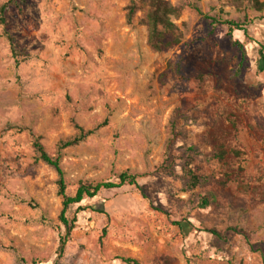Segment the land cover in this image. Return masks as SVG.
Listing matches in <instances>:
<instances>
[{"label":"rangeland","instance_id":"rangeland-1","mask_svg":"<svg viewBox=\"0 0 264 264\" xmlns=\"http://www.w3.org/2000/svg\"><path fill=\"white\" fill-rule=\"evenodd\" d=\"M169 1L182 38L161 51L147 8L128 23L130 0H24L0 17V264H264V8ZM76 122L95 132L61 151ZM32 133L62 154L71 194L81 180L140 175V188L83 201L60 258L59 175ZM187 166L202 178L195 188Z\"/></svg>","mask_w":264,"mask_h":264},{"label":"trees","instance_id":"trees-1","mask_svg":"<svg viewBox=\"0 0 264 264\" xmlns=\"http://www.w3.org/2000/svg\"><path fill=\"white\" fill-rule=\"evenodd\" d=\"M24 0H7L0 7V17L1 22L5 24V13L13 7H20ZM220 2L227 3L229 0H219ZM259 5L260 9L264 8V1L260 0H249ZM193 7L199 14H203L202 9L195 3H191ZM147 8V12L144 18V23L148 26L149 32V42L152 47L161 51L163 49L172 47L175 44L181 42L182 33L173 20V16L177 15L180 8L174 6L169 0H130L127 6V20L128 23H132L142 9ZM215 23L227 25L229 27V35L232 36L234 30H244L245 34L248 36L249 31L244 25L238 21L226 19L221 16L210 17ZM4 35L8 38L11 43V49L15 56H20L21 52L18 50L14 36L7 30L4 31ZM235 44L242 48V43L240 41H234ZM17 62L19 60L17 59ZM259 66L261 70H264V45L262 44L260 49ZM108 118L101 123L100 126L106 125L108 123ZM77 134L67 140H62L60 142L59 149L62 151L64 148L75 145L84 141L88 136L95 132L94 129H86L79 123H75ZM34 136V146L39 154L38 159L43 160L50 166H52L59 175L58 179V194L62 198V210L59 215L61 225L64 227V233L60 237L59 246V258L63 257L66 246L71 240L72 233L76 228L77 214L80 211L90 208V206L84 205L83 201L86 198L96 197L102 190H110L113 188H119L123 185H135L141 187L139 184L140 175L133 173L130 170H125L121 172L117 177V181H87L81 180L79 186L74 194L68 192L67 183L65 180V172L62 167V154L59 153L58 156H52L46 149L45 145L41 142V137L32 133ZM221 156L225 155V151H221ZM186 174L189 177V186L195 188L201 183V176H199L195 170L189 166L185 168ZM203 204H208L207 199L203 200ZM229 230L234 231L242 235L248 242L251 241L252 233L244 228L238 226H232ZM208 231L213 234L223 237L222 231L212 228ZM125 262L129 264H141V262L132 257H121Z\"/></svg>","mask_w":264,"mask_h":264}]
</instances>
